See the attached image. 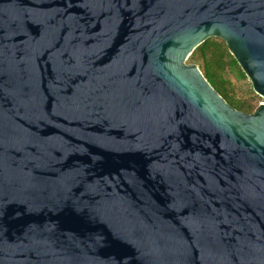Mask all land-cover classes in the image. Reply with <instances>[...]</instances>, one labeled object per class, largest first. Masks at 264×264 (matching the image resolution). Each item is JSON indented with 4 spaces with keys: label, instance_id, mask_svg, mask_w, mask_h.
I'll return each mask as SVG.
<instances>
[{
    "label": "water",
    "instance_id": "obj_1",
    "mask_svg": "<svg viewBox=\"0 0 264 264\" xmlns=\"http://www.w3.org/2000/svg\"><path fill=\"white\" fill-rule=\"evenodd\" d=\"M212 36L264 98V0H0V264H264V100L186 63Z\"/></svg>",
    "mask_w": 264,
    "mask_h": 264
},
{
    "label": "trees",
    "instance_id": "obj_2",
    "mask_svg": "<svg viewBox=\"0 0 264 264\" xmlns=\"http://www.w3.org/2000/svg\"><path fill=\"white\" fill-rule=\"evenodd\" d=\"M186 63L197 65L206 80L229 105L247 113L258 106L259 103L250 104L246 98L237 95L233 79L245 81L248 78L220 37L206 38L193 49Z\"/></svg>",
    "mask_w": 264,
    "mask_h": 264
},
{
    "label": "rangeland",
    "instance_id": "obj_3",
    "mask_svg": "<svg viewBox=\"0 0 264 264\" xmlns=\"http://www.w3.org/2000/svg\"><path fill=\"white\" fill-rule=\"evenodd\" d=\"M233 81L235 84V91L237 95L246 98L250 104L260 103L264 100L263 97L259 96L254 92V90H252L251 83L248 79H246L245 81H235L233 79Z\"/></svg>",
    "mask_w": 264,
    "mask_h": 264
}]
</instances>
